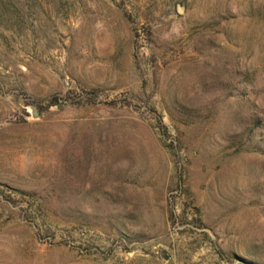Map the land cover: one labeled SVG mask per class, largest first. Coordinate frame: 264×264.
I'll use <instances>...</instances> for the list:
<instances>
[{
	"label": "rangeland",
	"instance_id": "1",
	"mask_svg": "<svg viewBox=\"0 0 264 264\" xmlns=\"http://www.w3.org/2000/svg\"><path fill=\"white\" fill-rule=\"evenodd\" d=\"M0 264H264V0H0Z\"/></svg>",
	"mask_w": 264,
	"mask_h": 264
},
{
	"label": "trees",
	"instance_id": "2",
	"mask_svg": "<svg viewBox=\"0 0 264 264\" xmlns=\"http://www.w3.org/2000/svg\"><path fill=\"white\" fill-rule=\"evenodd\" d=\"M95 95H96V92H94V91L88 92V94H87L88 100H92ZM48 103L52 104V105H59V102L55 98L50 99V101ZM33 105L36 107L35 104H33ZM178 186H179V189L184 190V192H187V189H186L185 185L183 184V182L181 180H179ZM186 194H188V193H186ZM191 208H192L191 209L192 211H191V214H190V220L194 221L195 224H197V225L203 226L202 223H201L200 217H199L198 208L196 206L192 205V204H191ZM181 216H184V215L181 214ZM179 217H180V215H179ZM169 219H171L172 223H174L175 216L170 211H169Z\"/></svg>",
	"mask_w": 264,
	"mask_h": 264
},
{
	"label": "water",
	"instance_id": "3",
	"mask_svg": "<svg viewBox=\"0 0 264 264\" xmlns=\"http://www.w3.org/2000/svg\"><path fill=\"white\" fill-rule=\"evenodd\" d=\"M32 116H37V109L34 105L30 106Z\"/></svg>",
	"mask_w": 264,
	"mask_h": 264
}]
</instances>
